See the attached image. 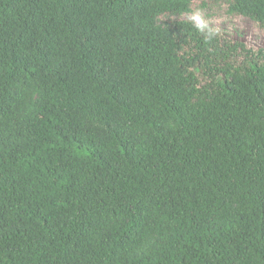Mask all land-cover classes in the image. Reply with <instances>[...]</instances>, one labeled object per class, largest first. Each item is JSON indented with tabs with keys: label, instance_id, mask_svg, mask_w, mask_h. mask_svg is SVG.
Here are the masks:
<instances>
[{
	"label": "trees",
	"instance_id": "1",
	"mask_svg": "<svg viewBox=\"0 0 264 264\" xmlns=\"http://www.w3.org/2000/svg\"><path fill=\"white\" fill-rule=\"evenodd\" d=\"M264 0H0V264H264V50L191 21Z\"/></svg>",
	"mask_w": 264,
	"mask_h": 264
},
{
	"label": "rangeland",
	"instance_id": "2",
	"mask_svg": "<svg viewBox=\"0 0 264 264\" xmlns=\"http://www.w3.org/2000/svg\"><path fill=\"white\" fill-rule=\"evenodd\" d=\"M204 3L206 8H200L199 1L194 2L191 6L193 13L182 16L180 20L195 23L194 18H199L205 27L210 28L224 40L242 43L253 52L264 50V30L257 24L239 15L229 14L224 5L214 6L208 1Z\"/></svg>",
	"mask_w": 264,
	"mask_h": 264
},
{
	"label": "clouds",
	"instance_id": "3",
	"mask_svg": "<svg viewBox=\"0 0 264 264\" xmlns=\"http://www.w3.org/2000/svg\"><path fill=\"white\" fill-rule=\"evenodd\" d=\"M195 19V24H196V27L200 30H203L204 28V25L201 23V21L199 20V18H194Z\"/></svg>",
	"mask_w": 264,
	"mask_h": 264
}]
</instances>
